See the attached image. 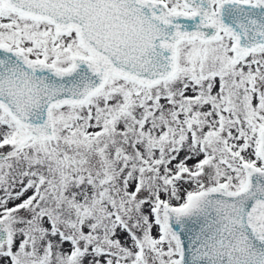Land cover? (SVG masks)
<instances>
[{
  "label": "snow or ice",
  "instance_id": "6c2138e0",
  "mask_svg": "<svg viewBox=\"0 0 264 264\" xmlns=\"http://www.w3.org/2000/svg\"><path fill=\"white\" fill-rule=\"evenodd\" d=\"M0 264H264V0H0Z\"/></svg>",
  "mask_w": 264,
  "mask_h": 264
}]
</instances>
